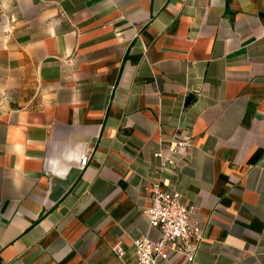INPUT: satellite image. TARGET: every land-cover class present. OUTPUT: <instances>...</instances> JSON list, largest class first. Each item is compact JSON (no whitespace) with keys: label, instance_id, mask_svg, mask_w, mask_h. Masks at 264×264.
Segmentation results:
<instances>
[{"label":"crops","instance_id":"crops-1","mask_svg":"<svg viewBox=\"0 0 264 264\" xmlns=\"http://www.w3.org/2000/svg\"><path fill=\"white\" fill-rule=\"evenodd\" d=\"M155 184L204 235L158 264H264V0H0V264H137Z\"/></svg>","mask_w":264,"mask_h":264},{"label":"built area","instance_id":"built-area-1","mask_svg":"<svg viewBox=\"0 0 264 264\" xmlns=\"http://www.w3.org/2000/svg\"><path fill=\"white\" fill-rule=\"evenodd\" d=\"M193 145L192 137L183 131H177L171 141L160 147L154 157L160 161L162 170L178 163L179 158L187 159ZM90 159V152L82 154L80 170H85ZM151 205L147 209L149 223L160 231V237L140 236L133 241L137 264H158L159 259L167 260L173 254L195 261L198 246L203 239L200 224L193 219L195 205L183 202L179 191H168L155 184L150 192ZM115 251L122 258L125 249L119 242Z\"/></svg>","mask_w":264,"mask_h":264}]
</instances>
